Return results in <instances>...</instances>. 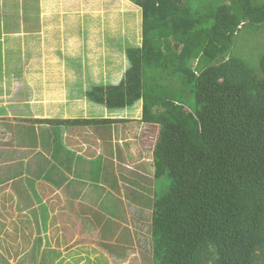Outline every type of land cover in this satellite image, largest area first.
<instances>
[{
  "label": "trees",
  "instance_id": "16d2710c",
  "mask_svg": "<svg viewBox=\"0 0 264 264\" xmlns=\"http://www.w3.org/2000/svg\"><path fill=\"white\" fill-rule=\"evenodd\" d=\"M131 1L143 43L126 48L119 82L84 95L107 109L142 102V117L20 119L58 138L60 125L158 124L154 174L169 188L144 202L153 263L264 264V49L255 64L247 51L264 31V0Z\"/></svg>",
  "mask_w": 264,
  "mask_h": 264
},
{
  "label": "crops",
  "instance_id": "0c3cea01",
  "mask_svg": "<svg viewBox=\"0 0 264 264\" xmlns=\"http://www.w3.org/2000/svg\"><path fill=\"white\" fill-rule=\"evenodd\" d=\"M42 29L18 30L8 34L4 31L0 39L1 56L5 60L6 69L0 74V217L6 214L13 226L9 228L8 224L0 225V237L4 236L7 243L6 247L0 248V257L7 258L5 264L16 262L19 264L21 260L22 264H27L26 261L29 264H42V259H52V264H62V260L66 258L68 262L71 261L72 254L65 256V253L71 251L73 253L79 242H90L89 238L117 257V253L122 252L120 245L135 243L134 239L139 235L137 229H133L140 228L136 224L142 221L141 223L148 228L150 223L143 222L140 217L136 219V224L130 220L129 225L105 221L101 218L104 213V194L109 195L110 192L114 197L125 201L124 189L127 185H136L143 189L140 180L133 182L130 169H138L141 178L145 175L153 178L154 157L151 161L149 159L150 152L153 155L158 137L152 148L146 147L145 144L141 145L139 142L142 138L146 139L148 136L152 140L151 131H146L148 126H129L131 123H137L131 121L113 123L111 126L60 125L58 138L57 131H54L57 128L55 126L49 127L47 124L30 126L33 123L9 116L10 111L14 110L12 102L15 97L12 93L16 81H19L18 76L9 68L18 63V59L15 58L20 54L22 61H27L24 78L26 80L30 78V82L24 86L27 94H20L23 95L27 109L25 117L32 118L29 117L32 110V113L37 112L33 118H78L76 113L78 97L70 95L66 87L64 93L60 92L65 95L63 99H53V95L49 96L52 92L44 90L43 77L49 75L45 74L49 70L47 66H55L54 64L66 66L69 63L55 53V50L63 49V44L53 47L46 44L44 38H41V42L35 41L33 36L44 35L45 30ZM28 36L32 42H26L25 37ZM27 51L31 54L29 57L26 56ZM37 52H40V55H37ZM8 55L9 58L6 57ZM34 75L36 77H32ZM52 76L59 85L64 82L60 80V76L56 74ZM32 84L42 85L37 97L40 99L39 107L36 104L32 106L28 104L33 103V97L28 91ZM24 101L19 105L24 106ZM139 103L136 104L138 106L124 109H107L96 104L100 107L97 109L102 112L86 117L140 119L143 104ZM141 129H144V132H141ZM110 161L115 163L113 169L117 177L112 188L101 174H98L100 171L94 173V170L100 169L103 163ZM105 168L106 165L103 166V169ZM120 190L124 191L119 192ZM124 207L127 208L126 212L129 215L130 210L141 212L152 210L149 205L133 199L130 201L127 199ZM106 211L108 213V209ZM94 218L97 220L94 221ZM121 230L128 233V239H117Z\"/></svg>",
  "mask_w": 264,
  "mask_h": 264
},
{
  "label": "rangeland",
  "instance_id": "374dc122",
  "mask_svg": "<svg viewBox=\"0 0 264 264\" xmlns=\"http://www.w3.org/2000/svg\"><path fill=\"white\" fill-rule=\"evenodd\" d=\"M40 24L44 29H42ZM34 25H36V28ZM40 27L42 30H45L44 35L33 36L35 41L41 42V38H44V42L53 47L63 44V49L55 50V53L69 63L66 66H61V64L47 66L49 70L45 74L49 75L48 77L46 75L43 77L44 84L42 83V85L45 88L44 90L52 92L49 96L53 95V99H58L64 98L65 95L62 93H64L66 87L70 95L78 97V101L76 100L78 108L76 113L78 118L86 117L89 114L95 115L101 113L102 111L97 109L100 107L89 101L84 93L94 85L104 83L112 84L121 80H113V75L118 74L119 71L121 72L124 69L122 71L123 76L127 67L130 66L128 56L125 52L126 48L130 46L139 47L143 43L142 8L135 5L131 0H81V5L80 0H0V39L4 31L8 34L18 30L35 31L39 30ZM258 33L255 35L257 37L255 43L252 42L247 48V51L251 54L249 60L252 64H255L257 61L254 60L255 51L258 52L264 49V31H261L259 33L260 35ZM8 38L12 39L13 37ZM25 40L27 43L29 41L32 42L29 36L25 37ZM19 55L17 54L15 58V60L18 59V63L12 68H9L13 74L15 73V76H18L17 79L19 80L18 82L16 81L14 92L12 93L15 97V100L12 102L14 110H11V114L9 115L12 118L15 117V119L27 115L25 101L22 98L23 95L21 96L20 94H27L24 86H27V82H30V78L28 80L24 78V76L26 77L27 61L23 62ZM29 55L31 54H28L27 51L26 56L29 57ZM37 55H40V52H37ZM6 57L9 58V55ZM12 57L15 56L12 55ZM125 61H128V65L123 68ZM4 63L5 60L1 56L0 43V74L6 70ZM196 64L197 60L193 62V66ZM52 74L60 76V80L64 82L59 85L53 79L54 76ZM32 77H36V75ZM65 78L67 80L66 82ZM70 79L73 81H69ZM42 85L32 84V86H29V94L33 97V103H28L30 106L36 104L39 107L38 103H40V99L37 97L39 95L38 90ZM72 87L73 90H71ZM42 92L43 90L40 93ZM47 100L50 101L49 98ZM22 101H24V106L19 105ZM34 114H37V112L32 113L31 110L29 117L33 118ZM130 125L148 126L146 131H151L150 136H152V140L147 136L146 139L142 138L139 143L143 146L144 144L147 145L146 147L151 146L152 148L159 135V125H151V127L144 123H131ZM30 126H40V124H31ZM136 132L139 133V131ZM141 132H144V129H141ZM102 140L105 141L104 138ZM150 140L151 143L149 145ZM152 158L153 155L150 152L149 161ZM114 164L111 161L106 164L103 163V165L101 163L102 166H100V169L94 170V173L100 171L99 174H101L110 188H112L113 183L117 180L113 169ZM105 165L106 168L103 169ZM144 168H146V165ZM152 170L153 178L147 175L141 178V173L138 169H130L131 178L134 179L133 182L135 183L137 180H140L144 190L136 187V185H127L124 189L125 201L121 200V198L114 197L109 191H106V193L109 192V195L104 194V213L101 215V218H104L105 221L109 220L110 222L115 221L117 224L124 223L129 225L130 220L133 224H136V219L140 217L143 222L150 223L152 217L151 209L143 212L130 210L129 215L126 212L127 208L124 206L126 205L127 199L129 201L133 199L143 204L145 200H150L151 196L154 198L155 196L166 193L169 188V179L167 176L154 177L155 170L154 168ZM141 172L143 171L141 170ZM96 178H98V175H96ZM104 188L107 190L106 186ZM124 190H120L119 192ZM107 209L108 213L106 211ZM9 218L6 214L1 216L0 225L8 224V227L10 226L9 228H13ZM93 220L96 221L97 218ZM141 222L136 224L140 228L133 229H137L136 232L139 235L134 239L135 243L124 244V246L120 245L122 259L112 255L103 246L101 247L99 244L92 242V239L89 238L88 240L90 242H79V245L73 249V253L72 251L65 253V256L70 253L72 254V257H70L71 261L68 262V258H66L62 260V264H154L152 260L150 226L148 225L147 228V225ZM128 237V233L125 230H121L117 239H128ZM5 239L4 236L0 237V248L7 246ZM83 239H87V237H83ZM6 260L7 258L0 257L1 264H5ZM22 263L23 260L19 264ZM26 263L29 264L28 261Z\"/></svg>",
  "mask_w": 264,
  "mask_h": 264
}]
</instances>
